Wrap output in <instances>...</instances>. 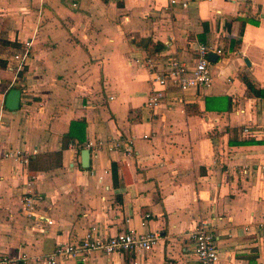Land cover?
<instances>
[{"label": "crops", "instance_id": "obj_1", "mask_svg": "<svg viewBox=\"0 0 264 264\" xmlns=\"http://www.w3.org/2000/svg\"><path fill=\"white\" fill-rule=\"evenodd\" d=\"M28 43L11 112L6 60ZM199 43L224 47L210 87L168 91L161 108L146 109L158 86L137 62L150 59L158 76L174 61L192 67ZM81 120L82 148L66 138ZM99 139H132L135 154L105 144L84 169L81 151ZM9 149L30 156L27 167L0 160V253L30 258L18 264H46L35 258L92 230L128 228L161 239L85 264H199L187 234L203 221L216 228L219 264H264V0L186 10L167 0H0V154ZM28 177L43 197L37 214L51 225L22 214Z\"/></svg>", "mask_w": 264, "mask_h": 264}, {"label": "built area", "instance_id": "obj_2", "mask_svg": "<svg viewBox=\"0 0 264 264\" xmlns=\"http://www.w3.org/2000/svg\"><path fill=\"white\" fill-rule=\"evenodd\" d=\"M172 9L186 10L191 2H211L212 0H167ZM30 44L26 48L12 54L7 61V68L13 72V81L8 85V89H13L15 85L21 86L18 82V76L22 73L25 62L30 55ZM213 54L223 57L224 47L212 46L199 43L196 50V58L192 67L185 63L174 61L170 63V69L161 76L154 74V63L147 59L140 61L138 67H144L153 77V83L158 86L147 98L145 108L153 111L161 108L168 97V91L174 90L180 93H186L192 90H206L212 83L210 72L211 62L209 55ZM21 95L23 94L20 91ZM20 95V97H21ZM186 106V105H185ZM247 132V130H244ZM147 139L148 136H143ZM108 144L109 150L121 153L124 158H131L135 154L133 140L116 139L111 142L98 140L88 142L85 148L89 151H98ZM35 154V152H34ZM12 160L20 165L27 167L29 164V154L9 149L0 154V160ZM43 197L34 187V181L28 177L23 184V195L21 199L22 214L28 221H42L51 225L52 221L37 214ZM150 215H144L141 225L145 226ZM260 230L264 231V222L258 224ZM248 229L245 228V231ZM216 228L212 222L203 221L198 227L187 235L192 242V252L197 258L199 264H219V255L217 250ZM161 239L156 232L138 233L133 229H127L124 232L114 235L102 234L96 230L87 232L82 239L76 242L58 244L49 254L39 256L36 261H42L46 264H57L59 259L74 260L79 264H85L87 259L94 254L110 257L113 255H122L131 252L149 251ZM30 258L26 254L17 253L15 256L0 253V264H18L27 262Z\"/></svg>", "mask_w": 264, "mask_h": 264}, {"label": "trees", "instance_id": "obj_3", "mask_svg": "<svg viewBox=\"0 0 264 264\" xmlns=\"http://www.w3.org/2000/svg\"><path fill=\"white\" fill-rule=\"evenodd\" d=\"M244 83L246 84L247 88L258 97H261L263 95L262 91L256 90L247 79H244ZM207 109V107H206ZM84 131H85V122L84 120L72 122L69 127V132L66 136L68 143L71 145H76L82 148L84 144ZM76 140V141H75ZM247 142H235L234 144L241 145L245 144Z\"/></svg>", "mask_w": 264, "mask_h": 264}, {"label": "water", "instance_id": "obj_4", "mask_svg": "<svg viewBox=\"0 0 264 264\" xmlns=\"http://www.w3.org/2000/svg\"><path fill=\"white\" fill-rule=\"evenodd\" d=\"M209 60L212 63L216 62V55L210 54ZM20 90L19 89H12L10 90L6 97H5V103L4 107L8 111L16 112L19 109L20 106ZM81 165L84 169H87L89 166V159H90V151L87 149H84L81 151Z\"/></svg>", "mask_w": 264, "mask_h": 264}]
</instances>
